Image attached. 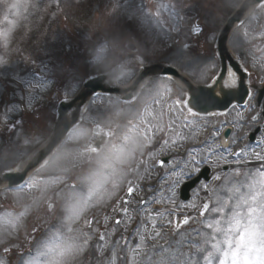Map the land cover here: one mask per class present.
<instances>
[{"label":"rangeland","instance_id":"rangeland-1","mask_svg":"<svg viewBox=\"0 0 264 264\" xmlns=\"http://www.w3.org/2000/svg\"><path fill=\"white\" fill-rule=\"evenodd\" d=\"M241 1L173 0L167 8L166 2L150 0H59L58 5L0 0V28H11L6 48L0 40V173L18 168L48 141L59 103L72 99L94 76L107 75L110 85L125 87L141 66L163 63L195 84H208L219 70L213 54L218 31ZM196 24L204 29L199 36L189 31ZM257 35L263 40L254 44ZM128 44L137 47L135 54ZM102 47L104 59L97 63ZM229 47L249 72L247 107L190 113L187 103H177L189 97L185 86L161 75L144 79L132 101L92 96L78 125L25 184L0 187V261L22 264L51 247L50 254L40 256L41 264H203L206 253L199 248L211 235L205 224L220 219L211 209L222 206L227 219L236 199L227 189L247 191L244 185L259 180L264 170V161L248 158L253 150L264 155V98L258 101L264 87V10L255 6L247 14L230 35ZM36 72L47 74V80ZM81 78L78 91L69 92L68 85ZM13 122L19 125L15 133ZM95 125L110 137L99 153L90 149ZM228 128V147L220 150ZM164 157L169 161L161 166ZM193 157L207 163L190 165ZM148 159L156 171L154 184L152 170L139 167ZM182 165L190 171L199 167L192 175L210 170L209 180L196 185L205 187L195 193L194 187L188 201L180 197L189 178ZM129 186L135 188L130 196ZM172 188L175 195L168 198ZM143 222L149 224L147 232L139 226ZM8 246L12 251L5 253Z\"/></svg>","mask_w":264,"mask_h":264},{"label":"snow or ice","instance_id":"snow-or-ice-1","mask_svg":"<svg viewBox=\"0 0 264 264\" xmlns=\"http://www.w3.org/2000/svg\"><path fill=\"white\" fill-rule=\"evenodd\" d=\"M55 3L58 5L59 0H55ZM258 6L260 9L264 10V0H258ZM177 16H179V12H177ZM5 20H7V17H5ZM189 31L199 36L204 32V29L196 25L194 28L189 29ZM10 32L11 28H0V40L3 41L5 48L8 46V36ZM207 38L212 39V34H209ZM185 47L188 48L190 46L185 45ZM104 51L105 49L102 47L96 58L97 63L103 61ZM226 74L230 78L228 81H224L223 78L217 77V79L220 80L222 89L226 86L237 88L239 85L243 84V81L238 80L237 73L231 68L226 70ZM91 75V73H87L86 76ZM83 83L84 78H81L76 83L69 84L67 88L69 92L75 94ZM248 97L249 99L251 98V93H248ZM177 103L184 104L187 103V101L178 100ZM188 111L191 113L192 108L189 107ZM5 116H7V113H5ZM251 119L255 122L258 121L260 117L257 115L251 117ZM17 127H19V125L13 122L11 125L13 133L16 132ZM164 143L167 144V141ZM92 150L96 151L97 148L94 147ZM234 155L238 159L240 153ZM253 155L255 159L264 161V155L258 152H253ZM201 162L207 163V160L200 161L196 160L194 157L190 160L191 165H199ZM164 163V161H160L161 166H163ZM191 171L199 172L200 169L199 167H193ZM185 175H189L190 178L189 173H185ZM216 179H219V177H216ZM179 182L180 181L177 180L175 184L178 185ZM114 187H117V185H114ZM244 187L247 191H242L238 186L227 189L228 192H233L236 196L231 215L228 216L227 219L221 216L224 212L222 206H216L211 209L213 213L220 214V219L213 218L208 220L205 224V227L211 230V235L205 240L206 247L199 248L200 253H206L202 255L203 264H264V170H261L259 180L253 179L250 183L245 184ZM134 191L135 188L132 186L127 188L129 196ZM172 195H175L174 190ZM90 197L91 194L89 198ZM125 203L127 204L128 201L125 200ZM146 203V201H142V204ZM217 204H219V198L217 199ZM204 208L207 210L208 205L205 204ZM122 211L127 212V209L125 208ZM187 222V219H185L184 223ZM116 223L119 224V221ZM200 234L199 232L197 233V235ZM156 235L159 236L160 233L157 232ZM99 239L100 241H104V235L101 234ZM143 239L144 237L141 236V241H143ZM11 251V246L4 248L5 253H10ZM52 251L53 249L48 247L47 251L39 253L36 259L22 261V264H41L40 256L48 255ZM0 264H4V262L0 261ZM161 264H163V261H161Z\"/></svg>","mask_w":264,"mask_h":264},{"label":"water","instance_id":"water-1","mask_svg":"<svg viewBox=\"0 0 264 264\" xmlns=\"http://www.w3.org/2000/svg\"><path fill=\"white\" fill-rule=\"evenodd\" d=\"M249 1L250 0H247L246 3H244L242 7L236 12V14L229 19L227 25L221 33L218 46L222 61V70L218 77L223 78V80L225 81L227 77L226 70L230 66L231 69L235 71L239 76L238 80L243 81V84L239 85L237 88L226 86L222 89L220 80L215 79L214 84L211 86H196L183 75H181L175 68L162 65H151L143 67L139 76L128 88L110 85V83H108L107 81L106 75H100L98 77L89 79L85 83L83 89L75 98L60 102L58 108L59 118L50 140L34 154V156L26 163L24 169L15 173H3V177H0V186H13L22 182L32 169L39 166L43 161H45V159L63 141L70 129L78 123L81 111L92 94L99 91L111 93L122 97V99L124 100L129 101L134 98V92L146 77L162 73L174 75L180 78L185 83L189 90L188 105L199 113L208 114L212 111H225L233 103H244L248 96V87L246 85L247 73L244 72L239 62H237V60L230 54L227 48V39L235 24L242 20L245 12L249 7ZM256 1L258 2V0ZM129 48L135 50V47H131V45H129ZM100 130V126L94 127L95 133L99 132ZM228 133L226 134V137ZM105 140L106 137L101 136L99 142L93 146V148H97L96 152L102 148ZM203 176L208 179V172H204L193 182L186 184V186L183 188V194L185 198L189 196V191L194 186V184L198 182Z\"/></svg>","mask_w":264,"mask_h":264},{"label":"bare ground","instance_id":"bare-ground-1","mask_svg":"<svg viewBox=\"0 0 264 264\" xmlns=\"http://www.w3.org/2000/svg\"><path fill=\"white\" fill-rule=\"evenodd\" d=\"M255 38H257V39H251V41H254V44H257V43H259L261 40H263L262 39V35L261 36H259V35H257ZM230 78L227 76V78H226V81H228ZM151 115H152V113H150ZM157 117L155 116H153V120H155ZM20 121V120H19ZM19 121H18V123H19ZM153 126L154 127H156L154 124H153ZM184 132V130H183V128L181 129V132ZM183 132L179 135V136H182L183 135ZM188 132L189 131H186V134H188ZM180 139V138H179ZM185 144V143H184ZM184 144H182V145H184ZM262 147V146H261ZM250 148H252L251 146H250ZM264 148V146L262 147V149ZM253 152H255L254 150L251 152L252 153V156L251 157H248L249 159H251L254 155H253ZM247 159V158H246ZM61 160H67L68 162H70V158H65V159H61ZM191 165V164H190ZM22 166V165H21ZM196 166V165H195ZM194 166V167H195ZM139 167H141L140 168V170H142V172H146V173H149V172H151V170H152V173H153V175H151V179H152V182L150 183V184H154L155 183V178H156V176H155V174H156V171L154 170V169H150V167H151V163H150V160L148 159V161H144V160H142V164H139ZM182 169H183V172L184 173H188L189 171H190V169H188V168H185L184 169V165L182 166ZM143 183V181H140V185ZM205 187V185H203V184H201V185H198L197 187H196V189L194 190V193L195 192H197V191H200V190H202L203 188ZM175 188V187H174ZM174 188H172L171 189V192H169L168 193V198H169V195H171V196H173L172 195V193H173V190H174ZM147 192V191H146ZM148 208H150V204H149V206L145 209V212H147L149 209ZM165 219V221L167 220L166 218H164ZM145 226V231L147 232V229H148V226H149V224L147 223V222H143L141 225H139L140 227H142V226ZM200 233V232H199ZM190 239H195V238H191L190 237Z\"/></svg>","mask_w":264,"mask_h":264}]
</instances>
